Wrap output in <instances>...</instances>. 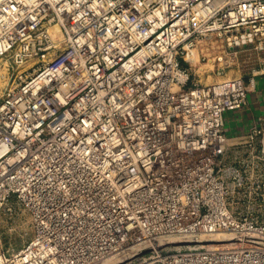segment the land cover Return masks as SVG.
Here are the masks:
<instances>
[{
	"label": "built area",
	"instance_id": "1",
	"mask_svg": "<svg viewBox=\"0 0 264 264\" xmlns=\"http://www.w3.org/2000/svg\"><path fill=\"white\" fill-rule=\"evenodd\" d=\"M263 33L264 0H0V58L42 61L0 102V205L34 225L0 264H264V220L233 206L264 185V129L235 152L225 131L254 77L186 59Z\"/></svg>",
	"mask_w": 264,
	"mask_h": 264
},
{
	"label": "rangeland",
	"instance_id": "2",
	"mask_svg": "<svg viewBox=\"0 0 264 264\" xmlns=\"http://www.w3.org/2000/svg\"><path fill=\"white\" fill-rule=\"evenodd\" d=\"M63 46L62 43L60 48ZM228 51L227 36L215 35L198 41L186 55V59L191 62L193 79L201 83H213L264 71V33L249 44L238 45L234 56L226 57ZM55 53L56 50H52L46 60ZM187 60L184 59L186 63ZM41 62L36 57L28 60L16 59L14 54L1 57L0 102L8 89L21 83ZM233 150L235 152V147ZM230 158L236 160L235 155ZM238 163L237 160L233 162ZM253 179H257L256 173ZM247 191L246 200L238 203L236 199L233 206L238 210L253 212L255 215L252 216L264 220V185L259 189V194L255 193L252 186ZM33 233L31 211L25 204L13 197L0 205V252L20 249L32 238Z\"/></svg>",
	"mask_w": 264,
	"mask_h": 264
},
{
	"label": "crops",
	"instance_id": "3",
	"mask_svg": "<svg viewBox=\"0 0 264 264\" xmlns=\"http://www.w3.org/2000/svg\"><path fill=\"white\" fill-rule=\"evenodd\" d=\"M244 77H254L253 89L249 91L242 107L225 113V131L236 143L233 147L242 148L247 134L256 127L264 129V71Z\"/></svg>",
	"mask_w": 264,
	"mask_h": 264
},
{
	"label": "bare ground",
	"instance_id": "4",
	"mask_svg": "<svg viewBox=\"0 0 264 264\" xmlns=\"http://www.w3.org/2000/svg\"><path fill=\"white\" fill-rule=\"evenodd\" d=\"M53 33H54V36H56V38L58 40H61L63 38V34L62 32L60 31V29L57 27V26H54L53 28ZM253 41V40H252ZM226 235V234H225Z\"/></svg>",
	"mask_w": 264,
	"mask_h": 264
}]
</instances>
